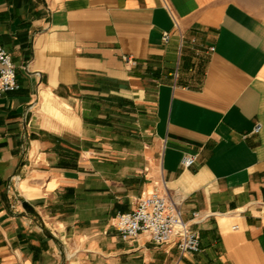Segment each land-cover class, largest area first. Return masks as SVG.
<instances>
[{"label":"crops","instance_id":"1","mask_svg":"<svg viewBox=\"0 0 264 264\" xmlns=\"http://www.w3.org/2000/svg\"><path fill=\"white\" fill-rule=\"evenodd\" d=\"M0 45L21 86L0 99V264H264V20L227 0H0ZM156 190L199 253L120 236Z\"/></svg>","mask_w":264,"mask_h":264},{"label":"built area","instance_id":"2","mask_svg":"<svg viewBox=\"0 0 264 264\" xmlns=\"http://www.w3.org/2000/svg\"><path fill=\"white\" fill-rule=\"evenodd\" d=\"M164 40H168L167 34ZM20 87L13 58L0 45V99L6 92L17 91ZM260 129L261 126L258 125L255 132L259 133ZM197 160V155H186L182 165L189 169ZM197 218L199 213H194V219ZM116 228L125 241H134L142 233H148L158 245L174 241L183 254L199 253L202 247L200 234L182 219L177 205L159 190L141 199L133 212L119 214L116 217Z\"/></svg>","mask_w":264,"mask_h":264},{"label":"rangeland","instance_id":"3","mask_svg":"<svg viewBox=\"0 0 264 264\" xmlns=\"http://www.w3.org/2000/svg\"><path fill=\"white\" fill-rule=\"evenodd\" d=\"M236 3L258 18L264 20V0H227Z\"/></svg>","mask_w":264,"mask_h":264}]
</instances>
